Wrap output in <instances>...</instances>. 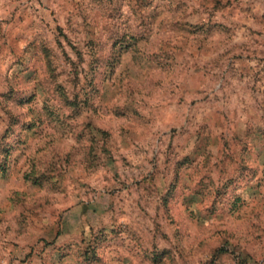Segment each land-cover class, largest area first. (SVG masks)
<instances>
[{"label":"rangeland","instance_id":"1","mask_svg":"<svg viewBox=\"0 0 264 264\" xmlns=\"http://www.w3.org/2000/svg\"><path fill=\"white\" fill-rule=\"evenodd\" d=\"M0 264H264V0H0Z\"/></svg>","mask_w":264,"mask_h":264}]
</instances>
